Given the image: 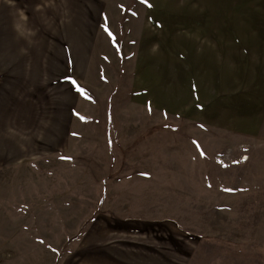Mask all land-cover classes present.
I'll return each mask as SVG.
<instances>
[{"label":"rangeland","instance_id":"1","mask_svg":"<svg viewBox=\"0 0 264 264\" xmlns=\"http://www.w3.org/2000/svg\"><path fill=\"white\" fill-rule=\"evenodd\" d=\"M0 264H264V0H0Z\"/></svg>","mask_w":264,"mask_h":264},{"label":"snow or ice","instance_id":"2","mask_svg":"<svg viewBox=\"0 0 264 264\" xmlns=\"http://www.w3.org/2000/svg\"><path fill=\"white\" fill-rule=\"evenodd\" d=\"M142 2H146V0H142ZM71 83H72L73 85L76 86L77 90L80 91L81 94H85L84 91H83V89H81V88L79 87V85H77L76 82H75L74 80L71 81Z\"/></svg>","mask_w":264,"mask_h":264},{"label":"built area","instance_id":"3","mask_svg":"<svg viewBox=\"0 0 264 264\" xmlns=\"http://www.w3.org/2000/svg\"><path fill=\"white\" fill-rule=\"evenodd\" d=\"M247 160V157L246 156H242V159L240 162H245Z\"/></svg>","mask_w":264,"mask_h":264}]
</instances>
